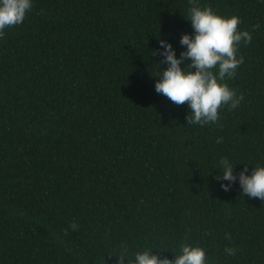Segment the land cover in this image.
Instances as JSON below:
<instances>
[{
  "label": "trees",
  "instance_id": "obj_1",
  "mask_svg": "<svg viewBox=\"0 0 264 264\" xmlns=\"http://www.w3.org/2000/svg\"><path fill=\"white\" fill-rule=\"evenodd\" d=\"M193 4L252 36L226 80L244 99L203 127L154 91ZM223 157L264 166V0H33L0 36V264H117L122 244L264 264V201L221 190Z\"/></svg>",
  "mask_w": 264,
  "mask_h": 264
},
{
  "label": "clouds",
  "instance_id": "obj_2",
  "mask_svg": "<svg viewBox=\"0 0 264 264\" xmlns=\"http://www.w3.org/2000/svg\"><path fill=\"white\" fill-rule=\"evenodd\" d=\"M32 8L33 0H0V36L6 29L22 24ZM186 20L192 32L180 36L179 45L184 50L178 55L171 43L158 40L159 48L152 55L162 57L156 64L166 65V68L154 76L158 78L154 91L176 105L187 102L186 124L203 127L218 122L220 108H238L244 99L226 80L231 79L243 63V57L238 55L239 45L241 42L250 44L252 36L238 29L241 23L238 16L224 17L210 7L193 4ZM220 142L222 138L217 140ZM235 166L227 157L218 161L219 171L214 179L221 190L227 193L238 184L242 196L264 201V166L252 167L249 172L248 165H244L239 173H235ZM164 252L167 251L145 249L131 254L129 259L128 246L122 244L116 256L117 264H125V261L126 264H207L205 250L194 244H182L178 254L171 253L172 259L162 255ZM224 252L232 256L235 249L226 247Z\"/></svg>",
  "mask_w": 264,
  "mask_h": 264
}]
</instances>
